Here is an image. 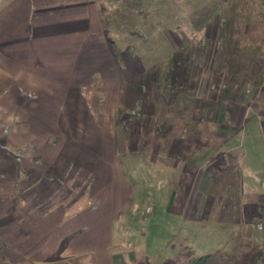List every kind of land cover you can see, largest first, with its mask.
<instances>
[{"label":"crops","instance_id":"0c3cea01","mask_svg":"<svg viewBox=\"0 0 264 264\" xmlns=\"http://www.w3.org/2000/svg\"><path fill=\"white\" fill-rule=\"evenodd\" d=\"M106 14L101 0H0V248L13 252L1 258L264 264V141L233 144L204 166L200 158L193 175L192 145L181 147L174 128L165 135L146 120L121 134L118 110L136 107L145 68L118 58ZM97 81L107 99L95 110L82 90ZM182 148L185 161L162 156ZM42 182L84 183L86 204L21 213V195Z\"/></svg>","mask_w":264,"mask_h":264},{"label":"rangeland","instance_id":"374dc122","mask_svg":"<svg viewBox=\"0 0 264 264\" xmlns=\"http://www.w3.org/2000/svg\"><path fill=\"white\" fill-rule=\"evenodd\" d=\"M112 2L105 8L102 2V6L106 18L111 17L113 28L108 32L114 52L118 58H139L145 68L141 83L132 88L138 97L136 107L118 110L121 134L146 120L155 121L152 126L156 124L165 135L174 128L181 147L192 145L193 175L200 158L204 166L207 158L219 161L233 144L264 141L263 135L251 129L258 126L264 132V0H143L141 12L132 11L129 0ZM206 7L212 14L204 21L201 10ZM99 88L97 81L82 90L95 110L107 99ZM146 112L151 119L145 117ZM250 116L257 122H251ZM240 128H246L247 135L238 134ZM137 137L142 142V136ZM205 151L209 153L204 155ZM232 152L235 157L237 151ZM167 153L162 156L171 158V163L188 156L183 148L181 156ZM148 154L145 146L135 155L147 159ZM32 189L21 195L25 201L21 213L35 208L44 213L64 205L72 214L87 201L84 183L42 182ZM2 252L13 258L11 247L0 248V264H18L1 258ZM20 264L35 263L24 260ZM47 264L66 263L56 257Z\"/></svg>","mask_w":264,"mask_h":264},{"label":"trees","instance_id":"16d2710c","mask_svg":"<svg viewBox=\"0 0 264 264\" xmlns=\"http://www.w3.org/2000/svg\"><path fill=\"white\" fill-rule=\"evenodd\" d=\"M101 1L103 2L104 8L107 7L110 2H112V0H101ZM118 1H121V0H113L112 3H116ZM129 1L131 3V4L129 3L130 6L133 7L132 11H137V12L140 11L141 12L140 9H141V5H142L143 0H129ZM136 9H138V10H136ZM201 11H202L201 16L203 17L204 21L207 20L209 18V16L212 14L211 9L207 8V7ZM130 19H128V20L130 21ZM105 28H106V31H110L111 28H113L111 26V17H107L105 19ZM133 43H138V42L134 41ZM25 152H26V150H22L21 152L17 153V155L18 156L20 155L21 157H23V156H25ZM26 154H28V153H26ZM209 258H210L209 255H205V256L201 257L200 259L196 260L195 264H206Z\"/></svg>","mask_w":264,"mask_h":264}]
</instances>
